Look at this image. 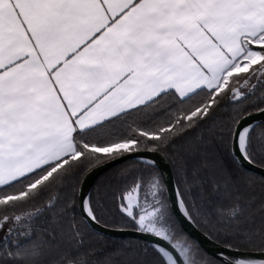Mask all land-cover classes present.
<instances>
[{
    "label": "snow or ice",
    "instance_id": "snow-or-ice-1",
    "mask_svg": "<svg viewBox=\"0 0 264 264\" xmlns=\"http://www.w3.org/2000/svg\"><path fill=\"white\" fill-rule=\"evenodd\" d=\"M0 264H264V0H0Z\"/></svg>",
    "mask_w": 264,
    "mask_h": 264
},
{
    "label": "water",
    "instance_id": "water-1",
    "mask_svg": "<svg viewBox=\"0 0 264 264\" xmlns=\"http://www.w3.org/2000/svg\"><path fill=\"white\" fill-rule=\"evenodd\" d=\"M256 119H259V116L254 117ZM161 165L163 166V170L165 171V173L169 176V179H171V169L167 166V162L164 160L160 161ZM244 164L246 166L247 162L245 161ZM251 169V166H248ZM254 171L257 172V174H260L258 169H252ZM104 174V170H97L96 172H94L93 174L90 175V177L88 178V180L86 181V188H90L92 185L95 184L96 180L102 175ZM188 232L191 233L193 235V238H197L199 239L203 246L206 248V250H208L209 252H215L217 250V246L211 241L208 240L206 237H204L202 234H200V232L194 228L192 225L186 224L185 225ZM114 238H138L135 235L132 234H121V233H114L113 236ZM139 239V238H138Z\"/></svg>",
    "mask_w": 264,
    "mask_h": 264
},
{
    "label": "trees",
    "instance_id": "trees-1",
    "mask_svg": "<svg viewBox=\"0 0 264 264\" xmlns=\"http://www.w3.org/2000/svg\"><path fill=\"white\" fill-rule=\"evenodd\" d=\"M104 174H102L98 179L102 178ZM97 179V180H98ZM96 180V182H97ZM95 182V183H96ZM110 241H116V242H124V243H132V244H137L140 242V240L138 238H131V237H128V238H114V237H110Z\"/></svg>",
    "mask_w": 264,
    "mask_h": 264
}]
</instances>
